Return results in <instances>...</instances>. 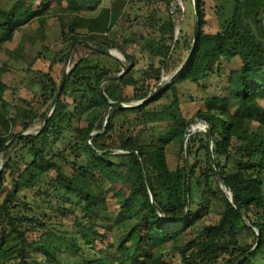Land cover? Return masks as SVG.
Here are the masks:
<instances>
[{"label":"trees","instance_id":"obj_1","mask_svg":"<svg viewBox=\"0 0 264 264\" xmlns=\"http://www.w3.org/2000/svg\"><path fill=\"white\" fill-rule=\"evenodd\" d=\"M161 1L166 16L157 9L149 15L133 7L97 10L95 0L0 6V56L13 60L0 73L11 66L31 70L41 57L6 47L26 24L38 22L45 49L54 19L58 39L75 43L74 65L52 113L59 87L52 64L37 77L43 93L36 105L0 77V264H264V0H213L215 32L206 30L198 0V40L183 70L142 105L107 111L109 101L135 105L149 98L180 68L177 53L190 54L194 40L176 36L172 0ZM85 6L96 14L81 15ZM176 12L182 15L180 7ZM116 25L124 33L114 38ZM85 43L118 49L127 67ZM132 44L147 53L146 69H134L137 56L126 50ZM234 60L239 66L227 71L224 64ZM186 83L198 90L185 95L197 107L191 120L179 93ZM169 95L170 103H159ZM37 122L39 129L22 136ZM196 122L208 131H192ZM185 141L186 157L181 149L171 168L169 146ZM24 191L40 203L18 202ZM211 210L218 219L206 223Z\"/></svg>","mask_w":264,"mask_h":264},{"label":"rangeland","instance_id":"obj_2","mask_svg":"<svg viewBox=\"0 0 264 264\" xmlns=\"http://www.w3.org/2000/svg\"><path fill=\"white\" fill-rule=\"evenodd\" d=\"M14 0H0V6L1 7H9L11 3ZM63 5H66V2H64ZM97 10L99 8H113V9H121L124 12H129L131 10V7L135 9L137 12L143 15H149L154 11V9H157L160 13V15L166 16L169 10L167 9L165 3H163L161 0H142V1H135L131 2V0H95V2L92 4ZM170 12L174 13L176 18V24H177V30H176V36L179 37H186L190 40H194V31H195V11H194V2L193 0H172V3L170 5ZM82 11L81 15L86 17L94 16L97 12L89 9L87 6ZM177 7L181 8L182 15L177 14L176 9ZM204 9H205V19H206V25L205 28L209 32H215V30L218 29V20L215 16V4L213 0H204ZM71 17L72 15H68V17ZM264 19V16H263ZM57 19L52 20L49 23V32L47 39L52 42L50 44V47L48 49H45L42 46V30L38 24V22H33L26 24L22 27L21 36L16 37L15 40L8 44L6 47L9 51H13L19 46L23 49L25 53H28L31 58H34V56L37 54L36 51L41 52V57L37 59L31 70L24 71L22 69H16L14 67H10L7 71L0 73V77L4 83L7 85L14 87L16 90L15 94L19 96V98L25 99L28 102L32 104H38L41 98V85L39 82L38 76H40V73L47 72L49 69V66L52 64V76L55 78L58 84H60L63 74H68L72 66L74 65L73 59H72V53L74 51V48L70 53L69 45L62 42L61 39H58V34L56 32L57 28ZM121 33H124L123 29L116 25L112 32L110 33L115 38L116 36L121 35ZM33 45L34 47L31 49L29 45ZM34 49V50H33ZM111 53H113L114 57L120 58L124 62V66L127 67L128 61L125 60L124 56L118 51L116 48H110L109 49ZM127 52L129 54H136L137 62L136 65H134L135 70H142L146 69L148 67L149 60L147 58V53L139 52L140 48H136L134 44L128 46L126 48ZM85 51L81 52V55H83ZM188 51L182 50L177 53V58L179 59V63H181L180 68L185 65V63L188 60ZM9 53L2 52L0 56V66L4 61H10ZM225 68L228 71V68L231 67H238L239 61L234 60L231 63H225ZM179 68V69H180ZM178 69V70H179ZM176 73V72H175ZM174 73V74H175ZM174 74H170L164 77L163 83H166L170 81L171 77ZM179 93L182 101V108L184 115L188 119H192L193 114L196 112L197 107L195 105H192L189 100H186L185 95H198V90L194 84L186 83L179 85ZM69 103L73 101V97H67L66 98ZM171 101V95L164 97L159 101L160 104H168ZM141 101L134 102L133 104H139ZM90 109V104H85L83 108L80 109L81 111V125H84V118L86 117L88 110ZM124 118L119 117L116 119L117 122L123 121ZM41 127V123L37 122L29 131L30 133L35 132L37 129ZM192 131L197 130H208V126L204 124L203 122H196L191 127ZM186 143L181 146V144L176 143L169 146V149L167 151L168 154V161L171 168H175L179 161V156L181 157V149L183 157H186ZM3 154L0 153V170L2 168L3 164ZM1 177V176H0ZM22 197H18L16 200L20 203L23 201L26 202H34V194L30 191H24L21 194ZM23 196H27V199H24ZM40 203L39 199H36ZM36 204V203H34ZM36 204V205H37ZM21 207V206H20ZM218 219V216L214 212V210H211V215L206 219V223H214ZM69 221V218L66 219V222ZM190 237V235L187 236V239ZM98 247H102L101 243H98ZM62 258L65 256L62 255ZM9 264V263H8ZM11 264V263H10Z\"/></svg>","mask_w":264,"mask_h":264},{"label":"water","instance_id":"obj_3","mask_svg":"<svg viewBox=\"0 0 264 264\" xmlns=\"http://www.w3.org/2000/svg\"><path fill=\"white\" fill-rule=\"evenodd\" d=\"M193 2H194V11H195V31H194V43H193V47H192V49H191V51H190V54H189V57H188V60H187V62L190 60V58H191V56H192V54H193V52H194V50H195V46H196V44H197V40H198V31H199V25H200V19H199V3H198V0H193ZM92 51H96V52H102V53H104V54H111V55H113V53H111V51L110 50H108V49H98V48H96V47H94V46H92V45H90V44H88V43H85ZM74 46H75V43L71 46V48H70V53L69 54H71V52H72V50H73V48H74ZM186 62V63H187ZM185 66V65H184ZM184 66L183 67H181L172 77H171V79H170V81H168V82H166V83H163V84H161L160 85V87L149 97V98H147V99H141V102L139 103V104H135V105H127V104H125V103H123V102H115V101H109L108 102V108H107V111L109 110V109H111V108H125V107H136V106H140V105H142V102H145V101H148V100H150V99H152V98H154L155 96H157L158 94H160L169 84H170V82L174 79V77H176L182 70H183V68H184ZM128 72V69H124L121 73H119L117 76H111V77H109V80H112V79H120L125 73H127ZM66 76H67V74L66 73H64L63 74V77H62V80H61V82H60V84H59V87H58V89H57V91H56V93H55V97H54V99L52 100V102H51V106H50V109H49V113H52L53 112V110H54V107H55V104H56V101L59 99V97H60V94H61V91H62V88H63V86H64V83H65V80H66ZM101 92H102V94L105 96V94H104V91H103V89L101 88ZM105 98L108 100V98L105 96ZM48 118H49V115L48 116H46V119H45V123H44V125L46 124V122H47V120H48ZM205 131H208V130H205ZM27 134H30V132H26V133H24V134H22V136L23 135H27ZM12 142V140L9 142V144ZM8 144V145H9ZM0 176H1V170H0ZM188 187H189V185H188ZM232 203L234 204L235 203V201H234V197H232Z\"/></svg>","mask_w":264,"mask_h":264}]
</instances>
